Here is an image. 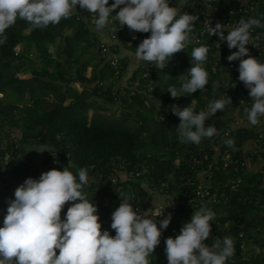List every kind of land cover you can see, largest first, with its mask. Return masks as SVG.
Returning <instances> with one entry per match:
<instances>
[{
    "label": "trees",
    "instance_id": "obj_1",
    "mask_svg": "<svg viewBox=\"0 0 264 264\" xmlns=\"http://www.w3.org/2000/svg\"><path fill=\"white\" fill-rule=\"evenodd\" d=\"M193 1L168 3L179 16L187 13ZM87 15L83 19L76 7L70 18L33 29L31 34L25 32L30 25L20 19L6 29L7 41L0 45L3 205L7 208L8 201L14 199L4 168L8 167L12 176L22 181L34 178L37 169L23 146L40 145L45 147L41 158L48 170L67 168L77 180L79 169L87 171L88 184L83 194L96 205L99 222L105 221L100 222L101 228L111 236H115L110 227L112 213L119 207L121 197L127 196L132 208L144 206V183L149 190H158L164 184L161 194L178 198L180 203L173 209L157 217L149 215L159 228V222L171 213L168 227L161 229L159 245L147 257L149 264H168L166 238H175L202 206L215 213L204 243L211 246L214 239L222 241L225 237L233 241L234 255L225 264H264V137L257 140L254 126H249L244 113V107L250 108L253 103L248 97L249 89L239 79L233 87L225 86L228 78L219 68L226 61L214 62L217 55L207 37L199 42V46L209 48L207 60L201 65L208 73L204 90L175 99L167 91L169 86L179 88L180 77L195 63L191 60L192 44L175 53L163 69L144 62L128 81L117 85L127 66V55L120 51L119 40L125 48L136 52L150 32H133L125 25L118 30V42L109 44L108 56L103 57V38L94 30L95 19ZM242 16L243 12L236 16L238 22ZM263 19L261 12L259 20ZM113 23L118 29L117 23ZM231 52L234 50L226 48L223 55L228 57ZM251 56L264 63V53ZM109 57H118V72L111 67ZM88 67L91 72L87 76ZM226 91L233 94L227 96L231 104L205 121V127L214 126L219 135L203 138L199 145L180 143V120L172 113L171 105L207 111L208 104L222 99ZM116 110L120 113L116 114ZM260 123L264 127V117H260ZM226 132L229 136L224 135ZM229 138L235 142L232 147L224 143ZM213 144H220L230 157L216 156ZM132 168L142 173L122 178L120 171L127 174ZM200 189L207 193L196 195ZM192 196L194 201L186 202ZM71 203L63 206L61 215ZM255 248L259 251L252 254Z\"/></svg>",
    "mask_w": 264,
    "mask_h": 264
},
{
    "label": "clouds",
    "instance_id": "obj_2",
    "mask_svg": "<svg viewBox=\"0 0 264 264\" xmlns=\"http://www.w3.org/2000/svg\"><path fill=\"white\" fill-rule=\"evenodd\" d=\"M77 5L95 15L93 23L97 31L105 29L111 17L119 26L127 25L130 31L150 32L136 47L135 57L158 69H163L175 53L192 42L193 24L198 19L187 13L178 16L168 0H114L111 5L108 0H0V45L6 43V29L17 19L30 25L27 34H31L33 29L70 18ZM118 7L119 11L112 15ZM258 27H264L259 19H241L225 36V26L220 22L214 27L210 21L206 24L208 36L219 37L217 48L226 41L229 49H238L227 59L240 61L238 79L249 89L248 97L253 101L250 108L244 107L249 126L258 125L260 117H264V63L249 55L246 47L251 44L258 48L250 35V30ZM208 51L207 46L192 49L191 60L195 63L180 77V87L167 88L172 98L205 89L208 73L201 65ZM227 104H231L229 97L218 99L208 104L207 111L200 112L188 106L181 109L171 105L172 113L180 120L179 142L199 145L203 138L219 135L214 126L205 127V121ZM224 143L232 147L235 142L229 138ZM87 184V171L83 168L78 170V180L67 168L50 169L38 179L26 178L14 190V199L8 201L0 227V264H149L147 257L159 245L161 229L168 227L171 213L159 222L158 228L148 211L138 214L130 199L123 196L112 213L110 227L115 236H111L107 230L101 232L97 207L83 194ZM67 202L73 203L62 220L61 210ZM165 207L157 204L153 215H162ZM214 218L215 213L202 206L175 238L167 237L168 264H225L234 255L232 239L217 238L211 246L204 243L211 231L209 222Z\"/></svg>",
    "mask_w": 264,
    "mask_h": 264
},
{
    "label": "built area",
    "instance_id": "obj_3",
    "mask_svg": "<svg viewBox=\"0 0 264 264\" xmlns=\"http://www.w3.org/2000/svg\"><path fill=\"white\" fill-rule=\"evenodd\" d=\"M109 5H111V2H108ZM78 14L82 16L83 19H87L89 13L87 10L80 9L79 5H77ZM116 9L113 11L112 15H115ZM243 12V18H255L259 19V15L261 12H264V0H194L191 6H188L187 14L197 16L198 19L194 21L193 24V32L191 33L192 42L189 44H192L194 47H198L199 43L196 41H201L202 38L207 37L208 41L213 44L215 49V54L217 55V58H215V63L217 60H225L226 64L223 67H220V72H223L225 76L228 78V80L225 83V86L231 85L232 87L235 85L236 81L238 80L239 76V62L240 61H229L226 56L223 55V51L228 48L226 41L220 42L219 48L216 47V44L219 40V37L216 35L208 36L207 30H206V24L207 21H210L211 26H215L216 22H220L222 25L225 26L224 29V35H227V30H231L234 28L239 22L236 19V16ZM93 19H95V15L92 13H89ZM261 24H264V19L260 20ZM115 26L113 21L111 20V17L109 18V24L103 29L102 31L106 34L107 39L102 40V43L100 44V47L102 49V56L107 57L109 52V44H113L114 39L117 36L118 31H115ZM250 35L252 37V42H255L258 45V48L253 47V45L248 44L246 47L249 49V55L251 54H261L264 53V27H258L253 28L250 30ZM258 37V39H257ZM108 46H107V45ZM188 44V45H189ZM229 49V48H228ZM230 51L234 50L237 51L238 49L232 48L229 49ZM247 57V56H245ZM110 59V65L113 69L116 70V72L119 71L121 65L118 57H109ZM207 60V59H206ZM209 60V59H208ZM210 61V60H209ZM216 67H214V70ZM233 94L230 92H224L221 95V98H225L227 96H232ZM241 102V101H240ZM263 125V124H262ZM259 123L258 125L254 126V131L257 133V140H260L264 137V127ZM213 151L216 156H222L224 159H228L230 155L222 150L220 144H213L212 146ZM216 162V160L214 161ZM118 169H122L120 167H117ZM121 173L123 171H120ZM142 173V171L132 168L125 174L126 176L130 178H134L136 176H139ZM116 175L114 174L112 176V181L115 182ZM164 184H161V186L158 188V191L163 192ZM166 188V187H165ZM156 190V189H154ZM205 190H197L196 195L203 196L207 192ZM178 198H167L166 202L164 204L166 207L163 209V214L166 212V210L173 209L176 207L180 202L177 200ZM195 197H189L186 199V202L194 201ZM140 206H135L133 208L134 211H137ZM156 207L150 209L149 215L154 216L153 212L155 211ZM101 223H105V221L101 220Z\"/></svg>",
    "mask_w": 264,
    "mask_h": 264
},
{
    "label": "crops",
    "instance_id": "obj_4",
    "mask_svg": "<svg viewBox=\"0 0 264 264\" xmlns=\"http://www.w3.org/2000/svg\"><path fill=\"white\" fill-rule=\"evenodd\" d=\"M108 1H114V0H108ZM119 7H123V5L119 6ZM119 7L116 9V12L119 11ZM125 26V25H124ZM124 26H119L117 24V27H118V30L121 31V29L124 27ZM95 30V29H94ZM96 32L100 33L99 35L101 36V38H103V40H106L107 37H106V34L102 31V30H99ZM118 37L116 38V42H118ZM115 42V43H116ZM131 41H128V44L130 43ZM119 46H120V51L122 52L123 55H127V66H126V70L128 71V68L129 65L132 66V73L129 74V79L131 77V75L134 73V71L144 63V61H139L136 59L135 57V51H133L132 49H127L125 48L123 45L120 44V40H119ZM123 46V47H122ZM131 69V68H130ZM124 76V75H123ZM123 79H126L125 76ZM128 79V78H127ZM126 82V81H125ZM36 146V145H35ZM29 148L31 149V151H33L34 153H36L37 151V154L39 153L38 152V148L34 147V145L32 144V146L30 145ZM44 152V150H43ZM42 157V156H41ZM39 155H38V158L37 159H32V163L33 165L35 166V168L37 169V174L35 175V177L33 179H38L41 175V173L43 172H46L48 171V167H46L44 164H43V161H42V158H41ZM6 169H4V177L6 178L7 180V183H8V186H9V192H12L14 191L19 185H21L24 181L18 179V178H14L11 174V172L9 171V168L8 167H5ZM6 170V171H5ZM151 196V197H150ZM150 197V198H149ZM166 196L161 194V195H158V193H151V194H148L147 196V199H146V206L148 207H154L155 204L157 203H162L166 200ZM4 199V198H3ZM3 202L2 199H0V203ZM145 206V204H144ZM0 212H4V214L6 215V212H7V208L4 206V205H1L0 207ZM61 219L64 220L66 219V212L63 213L61 215ZM3 226V222H0V227ZM104 230L101 228V232H103Z\"/></svg>",
    "mask_w": 264,
    "mask_h": 264
},
{
    "label": "rangeland",
    "instance_id": "obj_5",
    "mask_svg": "<svg viewBox=\"0 0 264 264\" xmlns=\"http://www.w3.org/2000/svg\"><path fill=\"white\" fill-rule=\"evenodd\" d=\"M116 13V12H115ZM117 31H118V29H117ZM25 32H27V29L25 30ZM117 38V37H116ZM116 38L114 39V41L113 42H116ZM130 44V43H129ZM49 50L52 52V47H50L49 48ZM129 67L131 68H128V71L126 70L125 71V73H124V76H125V78L126 79H123L124 78V76L122 77V81H119L118 82V80L116 81V84L117 85H119V83L120 82H122V84L125 82V81H128L129 80V74L130 73H132V66L131 65H129ZM90 72H91V67H88L87 68V70H86V74H87V76L88 75H90ZM128 78V79H127ZM121 80V79H120ZM128 84V83H127ZM50 99V98H49ZM147 102V104H150V102L151 101H146ZM156 104L157 105H159V103L157 102V100H156ZM120 113V111L119 110H116V114H119ZM91 114V111H89V115ZM240 122H243V121H241V119H240ZM29 144H25L24 146H23V148H24V150H26V155L27 156H29V157H31V159H37L38 158V155L41 157L42 155H43V150L45 149V147H43V146H38V145H34V147L36 148H38L37 150H38V154H37V151H36V153H34L33 151H31V149L29 148ZM32 146V145H31ZM4 169H6V168H4ZM6 171V170H5ZM121 176H122V178H125V174L124 173H121ZM143 186L145 187V189H146V191H147V196H148V194H151V193H158V195H161V192L160 191H158V190H152V189H150L149 190V188H148V186H147V184L146 183H144L143 184ZM147 196H146V199H147ZM151 197V196H150ZM149 197V198H150ZM146 199H145V206H142V208H139L138 210H137V212H138V214H143L144 212H146V211H148V213L150 212V209H152V208H154V207H156L157 206V204H164L165 202H166V200L164 201V202H162V203H157V204H155V206L154 207H148V206H146ZM5 200H6V198H5ZM4 200V201H5ZM2 203V202H1ZM0 203V207H1V205H3V203L1 204ZM4 216H5V214H4V212H0V222H3V220H4ZM259 251V249H257V248H255L254 249V251H253V253L252 254H256L257 252ZM263 254H264V251H263Z\"/></svg>",
    "mask_w": 264,
    "mask_h": 264
}]
</instances>
